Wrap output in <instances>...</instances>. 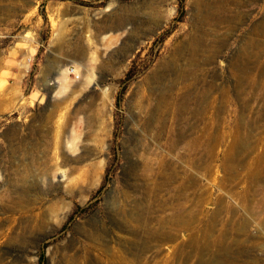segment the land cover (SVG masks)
<instances>
[{"label":"rangeland","instance_id":"1","mask_svg":"<svg viewBox=\"0 0 264 264\" xmlns=\"http://www.w3.org/2000/svg\"><path fill=\"white\" fill-rule=\"evenodd\" d=\"M60 46L0 81V264H264V0H0V62Z\"/></svg>","mask_w":264,"mask_h":264},{"label":"crops","instance_id":"2","mask_svg":"<svg viewBox=\"0 0 264 264\" xmlns=\"http://www.w3.org/2000/svg\"><path fill=\"white\" fill-rule=\"evenodd\" d=\"M73 50L64 46L45 50L38 47L28 50L17 48L10 51L0 62V81L6 80L11 85L13 82V86L19 93H21L20 89L29 88L25 98L29 101L33 98L35 102H41L44 95L60 92L62 87H66L64 83L69 77L71 78L68 71L71 65L84 64V60L75 62L72 59L70 54ZM78 51L84 52L81 47H78ZM33 70L34 82L29 86V78Z\"/></svg>","mask_w":264,"mask_h":264},{"label":"bare ground","instance_id":"3","mask_svg":"<svg viewBox=\"0 0 264 264\" xmlns=\"http://www.w3.org/2000/svg\"><path fill=\"white\" fill-rule=\"evenodd\" d=\"M79 52V51H78ZM253 151H254V149H255V147L253 146ZM213 155H214V149H209L208 150V152H207V156H208V158H211V157H213ZM263 155V154H262ZM226 156H228V155H226ZM259 162V161H258ZM261 164H264V160L261 162ZM257 165H258V163H257ZM208 168H209V176H211V173H210V171H211V165H209L208 166ZM207 196V195H206ZM206 198V197H205ZM202 201H203V199H202ZM188 203V202H187ZM202 203H206V201L204 200ZM223 203V202H222ZM197 204V203H196ZM185 205V204H184ZM186 205H188V204H186ZM201 205V204H200ZM196 207H198V206H196ZM180 208V207H179ZM178 208V209H179ZM187 208V207H186ZM182 209V208H181ZM184 209V208H183ZM193 209V208H192ZM201 209V208H200ZM186 210V209H185ZM184 210V211H185ZM195 210V209H194ZM183 211V217H180V215H179V213H177V214H171L169 217L171 218V219H175L174 221L175 222H177L179 225H181V226H186V227H188V228H191V226L189 225V222H191L193 219H195L196 218V216H203L204 215V213L202 212V210L200 211L199 210V212H189V213H185ZM192 211V210H191ZM220 212H221V208H219V209H215L214 210V213H213V215L210 217V223H209V231H213L214 230V228H215V220H217V218H218V215H220ZM181 213V212H180ZM182 214V213H181ZM176 223V224H177ZM161 224V223H160ZM177 224V225H178ZM174 229H176V228H174ZM177 233V232H176ZM169 239H173V238H175V234H173V233H168V236H167ZM177 237V236H176ZM224 239V238H223ZM194 241V240H193ZM195 242V241H194ZM223 242H224V240H221V239H217V240H214V241H209V242H204V244L206 245V247H208L209 245H219V244H222L223 245ZM225 244V243H224ZM226 245V244H225ZM122 262V261H121Z\"/></svg>","mask_w":264,"mask_h":264},{"label":"built area","instance_id":"4","mask_svg":"<svg viewBox=\"0 0 264 264\" xmlns=\"http://www.w3.org/2000/svg\"><path fill=\"white\" fill-rule=\"evenodd\" d=\"M70 72L75 74L77 78H79V74L77 73V69L74 66L70 67Z\"/></svg>","mask_w":264,"mask_h":264}]
</instances>
